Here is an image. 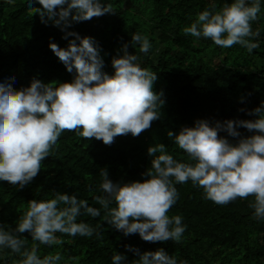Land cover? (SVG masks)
Here are the masks:
<instances>
[{"label": "clouds", "instance_id": "clouds-1", "mask_svg": "<svg viewBox=\"0 0 264 264\" xmlns=\"http://www.w3.org/2000/svg\"><path fill=\"white\" fill-rule=\"evenodd\" d=\"M14 5L16 0H5ZM30 14L39 16L68 41L66 48L50 42L48 47L69 73L72 81L45 83L33 78L27 87L18 90L13 74L0 79V181L22 189L40 173L43 161L50 157L65 131L83 138L114 143L117 136L138 137L161 119L164 101L162 93L153 90L157 74L141 67V56L130 54L129 44H123L120 55L111 60L110 76L102 71L101 49L88 32L70 31L74 24L105 14H115L104 0H23ZM264 0H231L218 8L216 0L200 11L195 20L183 28L185 35L197 40L209 39L215 46L231 48L239 45L249 54L260 45V31L252 24L261 13ZM34 4L40 7L33 6ZM72 39H69V38ZM148 54L152 45L140 33L131 36V46ZM250 95V93H249ZM244 97H240L243 102ZM251 120L209 122L197 119L192 127H182L167 137L189 158V163L177 161L163 144L147 148L150 167L142 181L113 182L101 168L102 193L94 198L100 207L89 206L76 195L55 192L47 200H30L15 227L0 224V252L8 249L18 254L21 264H60L59 252L41 258L39 245L59 246L63 240L57 233L70 237L99 236L98 228L79 221L81 216L100 218L125 237L138 234L145 242L179 243L186 231L180 215L169 216L177 203L176 184L189 181L203 189L204 198L216 205H227L238 198L252 197L253 217L264 220V101L258 107L238 109ZM243 128L250 135L237 129ZM226 133L229 140L219 133ZM113 205H115L113 207ZM103 212V215H102ZM27 232L34 242L29 250ZM137 259L131 264H188L178 261L163 249L141 252L125 245ZM111 264H129L125 255L114 254Z\"/></svg>", "mask_w": 264, "mask_h": 264}, {"label": "trees", "instance_id": "trees-1", "mask_svg": "<svg viewBox=\"0 0 264 264\" xmlns=\"http://www.w3.org/2000/svg\"><path fill=\"white\" fill-rule=\"evenodd\" d=\"M104 2L112 6L115 14L76 23L69 30L88 32V37L101 49L102 71L110 76L114 72L111 60L121 54L123 44H129V53L141 56V67L157 74L153 90L163 94L161 119L138 137L117 136L111 145L65 131L30 184L18 189L0 181V224L15 227L28 201L51 199L55 192L76 195L87 200L89 206L99 208L94 198L102 194L101 168L107 170L113 182L142 181L152 159L147 148L158 143L165 145L177 161L189 163L187 154L167 137L168 131L175 135L182 127H192L197 119L210 123L251 120L254 117L238 109L252 110L264 101V3L252 24L253 31H260L258 40L253 42L260 46L249 54L239 45L221 48L209 39L197 40L183 33V28L211 0ZM216 2L219 8L231 0ZM136 33L149 38L152 48L148 54L139 53L135 44L131 46V36ZM62 35L50 24H42L38 15H31L23 0H16L14 5L0 0V79L13 74L16 82L12 86L17 90L29 86L33 78L45 83H70L75 72L69 73L48 47L53 42L66 48L68 41ZM237 130L250 135L243 128ZM219 135L233 140L226 133ZM175 187L179 199L168 215L182 216L187 226L179 243L145 242L138 234L125 237L100 218L81 216L78 222L94 227L101 224L99 236L84 238L57 233L63 244L39 245L37 253L43 258L59 252L60 264H111V257L118 253L131 264L137 257L126 251L125 245H130L141 252L163 249L188 264H264V220L253 217L254 210L249 206L252 197L221 206L205 199L203 189L193 187L190 181ZM22 236L30 250L34 242L27 232ZM21 259L8 249L0 252V264H21Z\"/></svg>", "mask_w": 264, "mask_h": 264}]
</instances>
